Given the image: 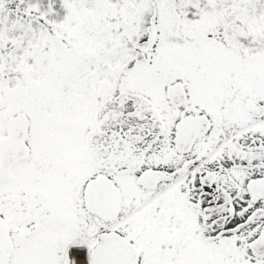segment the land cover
Masks as SVG:
<instances>
[{"label": "rangeland", "instance_id": "374dc122", "mask_svg": "<svg viewBox=\"0 0 264 264\" xmlns=\"http://www.w3.org/2000/svg\"><path fill=\"white\" fill-rule=\"evenodd\" d=\"M65 1L68 17L46 26L37 5L18 8L19 0H0V116L4 111L25 112L34 119L36 132L42 133L39 124H44L45 134L54 132L45 146L61 150L63 166L78 165L86 159L88 136L101 110H106L107 99L127 92L139 106L141 117L128 124L116 119L107 129L109 134L127 129L130 139L138 134L131 152L141 155L146 170L153 167L154 160L159 159L158 165L163 167L169 163L166 152L182 116L205 113L213 120L214 130L190 155V167L213 164L209 170L216 172L219 160V165L227 164L224 169L233 167L231 172L223 170V177H216L215 186L222 191L236 184L241 187L247 205L240 215L257 212V220L233 237L220 232L221 236L216 235L199 252L206 264H264L248 253V242L264 223V198L251 202L246 189L250 177L260 174L264 179V148L247 152L240 146L251 140L264 146V68L244 57L237 59L215 31L221 21L235 17L264 40V0H209L223 10L222 20L207 13L194 23L179 22L171 0ZM156 1L159 8L154 6ZM177 1L182 7L195 4L192 0ZM228 8L236 12L225 19ZM177 81L185 84L190 99L182 108L171 106L166 94L167 86ZM149 134H153L151 139ZM228 152L231 161L224 163ZM177 163L174 166L178 168ZM137 177L119 179L112 193L114 201L125 197L130 213L131 198L136 194L135 206L153 214L159 202H166L161 199L166 196V184L144 192L134 187ZM207 190L212 192L213 188ZM7 191V185L2 184L0 206L4 211ZM182 191L190 197L192 208L197 190ZM150 213L142 223L153 222ZM162 220L157 217L158 224ZM197 229L202 235H215ZM173 233L172 248L147 252L155 256L151 264L184 263L188 234ZM231 244L235 249L228 253Z\"/></svg>", "mask_w": 264, "mask_h": 264}, {"label": "flooded vegetation", "instance_id": "af4514ba", "mask_svg": "<svg viewBox=\"0 0 264 264\" xmlns=\"http://www.w3.org/2000/svg\"><path fill=\"white\" fill-rule=\"evenodd\" d=\"M10 112L4 111L0 116V140L9 134L10 118L19 113ZM29 119L27 157L17 162L6 179L0 182V186L6 184L8 188L5 211L0 206V264H73L71 253L80 248L91 251L97 236L102 232H114L124 237L139 250V264H151L155 256H150L147 252L172 248L175 231L178 235L188 234L185 241L188 243V249L184 254L183 264H206L199 252L201 247L210 245L216 235H222L220 232L233 237L257 220L254 216L257 212L253 215H240L247 205L245 198L241 196V187L236 184L235 188L223 187L225 190L222 191L215 186L216 177H223V170L231 172L233 167L224 169L227 164L219 165V157L214 166L218 168L216 172L209 170L213 164H196L190 167V155L211 135L214 123L209 132L195 141L191 151L185 150V146L180 149L176 146L174 133L166 152L167 157H170L169 163L163 167L158 165L159 159L154 160L153 167L146 169L163 172L164 175L160 174L164 176L163 180L155 181V178H152L151 188L143 187L139 178L134 181V187H139L144 192H153L166 184V196L161 198L166 202H159L151 214L138 204L135 206L136 194L135 198H131L134 203L133 206L130 205V213L127 212L125 197L118 196L116 203L112 196L120 179L115 175L117 170L130 171L123 177L145 171L141 155L125 157L124 135L118 134V142H115L114 139L110 140L106 131L104 132L101 159L98 158L100 148L93 149L91 137V141L87 140L86 159L78 165L75 162L63 166L61 150H52L45 146L52 140L54 132L45 134L44 124H39L42 133L36 132L34 119L30 116ZM152 136L153 134L151 138ZM135 138L140 137L136 135ZM240 146L247 152L264 148L255 140H251L249 144L240 143ZM111 149L115 154H110ZM158 152H155L156 156L159 155ZM226 156L227 161L224 163H230L231 152L226 153ZM175 162H178V168L174 166ZM101 178L111 179L112 182L104 203L97 211H93L90 206L92 196L89 194V185ZM207 188H213V191L210 192ZM182 189L197 190L192 208L189 206L190 197L186 198V191ZM246 189L251 202L262 200L263 176L258 174L256 177H250ZM158 209L160 213H155ZM147 213L153 215L151 224L142 223ZM158 216L163 219L160 224L157 221ZM168 216L169 219L165 222ZM196 216L199 221L193 222L192 219ZM197 228L207 231L208 234V231H211L215 235H202ZM263 236L264 223H261L248 242L249 255L262 261V248L258 246L257 250L253 246ZM160 237L163 240H159ZM190 238L192 243L189 242ZM233 245L228 246V253L234 252ZM89 264L92 262L89 261Z\"/></svg>", "mask_w": 264, "mask_h": 264}, {"label": "trees", "instance_id": "16d2710c", "mask_svg": "<svg viewBox=\"0 0 264 264\" xmlns=\"http://www.w3.org/2000/svg\"><path fill=\"white\" fill-rule=\"evenodd\" d=\"M172 6L178 14L179 22L194 23L196 19L202 18L207 13H213V15L222 20L223 10L214 6L209 0H192L193 3L180 6L177 0H171ZM154 6L159 8V3L153 2ZM37 5L40 14L42 15V22L48 26L53 22H61L69 15V10L65 0H19L18 8ZM230 8L224 12L225 19L228 17H234V10L229 12ZM217 32L225 40L227 47L233 52L244 57L248 62L253 61L258 68H264V40H261L255 36L250 27H248L243 21L235 19L233 21L222 22L218 26ZM131 95L127 92L117 93L110 96L106 103L107 108L105 113L100 116V120L96 123L95 127L98 131L102 130V126L105 121L108 125L112 124L116 119H124L125 124L133 121V118L139 116V106H135L132 102ZM127 130V129H126ZM126 130H118L117 133H122L127 143ZM129 130H127L128 132ZM116 133V134H117Z\"/></svg>", "mask_w": 264, "mask_h": 264}, {"label": "water", "instance_id": "95a60500", "mask_svg": "<svg viewBox=\"0 0 264 264\" xmlns=\"http://www.w3.org/2000/svg\"><path fill=\"white\" fill-rule=\"evenodd\" d=\"M167 94L172 104L181 106L188 102L185 88L182 82H176L171 84L167 88ZM202 120L207 119L206 115H200ZM191 120V116L183 117L177 123V146H187L185 150L191 149L197 136H202L209 129L210 121L206 126V123L201 125L202 130L192 131L188 127ZM205 122V121H204ZM28 121L24 114H19L17 117L10 120V132L9 136L3 139L0 143V180L5 179L11 169V167L19 160L26 157L27 147L25 139L27 135ZM206 126V127H205ZM119 174H124L126 171H119ZM152 172H146L141 179V182L146 186H152L150 181L155 178V181H159L163 178L162 175H151ZM96 184V185H95ZM95 185V186H94ZM94 186V187H93ZM109 187V182L106 180L101 183L95 182L90 191L93 195V201L91 207L97 209L104 201L106 192ZM93 188V192H92ZM264 236L254 243L256 249L260 246L264 252ZM123 246H121V245ZM138 251L133 247L124 243L119 239L115 233H101L94 245L91 252V259L94 264H138Z\"/></svg>", "mask_w": 264, "mask_h": 264}, {"label": "bare ground", "instance_id": "6f19581e", "mask_svg": "<svg viewBox=\"0 0 264 264\" xmlns=\"http://www.w3.org/2000/svg\"><path fill=\"white\" fill-rule=\"evenodd\" d=\"M255 116L257 114L251 113ZM71 259L73 264H87V251L85 249H78L71 253Z\"/></svg>", "mask_w": 264, "mask_h": 264}]
</instances>
